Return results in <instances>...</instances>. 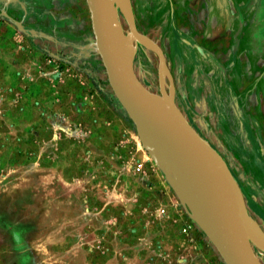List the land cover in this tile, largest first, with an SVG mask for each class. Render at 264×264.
Wrapping results in <instances>:
<instances>
[{
    "label": "rangeland",
    "instance_id": "1",
    "mask_svg": "<svg viewBox=\"0 0 264 264\" xmlns=\"http://www.w3.org/2000/svg\"><path fill=\"white\" fill-rule=\"evenodd\" d=\"M110 1L161 52L133 38L134 76L225 162L264 239V0ZM88 16L0 0V264H224L204 178L119 105Z\"/></svg>",
    "mask_w": 264,
    "mask_h": 264
},
{
    "label": "water",
    "instance_id": "2",
    "mask_svg": "<svg viewBox=\"0 0 264 264\" xmlns=\"http://www.w3.org/2000/svg\"><path fill=\"white\" fill-rule=\"evenodd\" d=\"M110 2V0H84L89 15L94 47L111 92L132 120L148 128L162 140L163 144L167 142L166 145L170 150L180 155L191 165L193 163L200 165L220 204L219 238L215 240L211 237L195 217L194 219L217 249L223 263L259 264L252 248L264 255V243H258L251 234L241 191L227 165L195 133L170 101L152 95L136 79L129 61L125 62L122 53L115 48V26ZM124 19L129 33L147 44L161 59L158 47L138 35L134 30L133 18L128 5ZM191 165L184 170L181 168V171L186 175L189 173L192 181L196 184V208L194 210L202 214V207L198 199L201 191L198 190V180L193 179L192 173L189 171ZM195 214L194 212V216Z\"/></svg>",
    "mask_w": 264,
    "mask_h": 264
},
{
    "label": "bare ground",
    "instance_id": "3",
    "mask_svg": "<svg viewBox=\"0 0 264 264\" xmlns=\"http://www.w3.org/2000/svg\"><path fill=\"white\" fill-rule=\"evenodd\" d=\"M115 2L117 3V8L118 9L122 8L121 7L122 6L121 5V3H122L121 0H116ZM110 4H111V2H110ZM111 11H114V10H111ZM113 17H114V15H113ZM116 29H118V28H116V27L114 28V44H115V48L122 53V55L124 57V61L127 62L126 60H130L131 59V55H133V52H134V47H133L134 39L136 41H138L139 39H137L136 36L132 37V35L128 34L127 32L123 33V31L119 30L120 28L118 30H116ZM172 147L175 148L173 145H172ZM193 165L196 166L199 169L198 171L200 172L201 176L204 178L205 186L204 185L203 186H204V188H206V192H207V193L205 192V195L202 194L203 198H204V196H206L205 197V202H204V205H203L204 206L203 207L204 208L203 212H204V216H205V220H206V230H207V232L209 234H213L212 237L215 240H217L219 238V236H220L219 234H220V229H221V227L219 225V216L221 214L220 204L217 201L216 195H215V193H213L214 191H213V189H211V187H210V185L208 183V180L206 179V176H205L203 170L200 168V165L196 164V163H193ZM197 178H198V176H197ZM204 191H203V193H204ZM214 195H215V197H214ZM215 199H216V201H215ZM251 234H252V236L255 238V240L258 243H260V244L264 243V239L260 235H258L257 236L258 238H257L256 236L253 235L252 230H251Z\"/></svg>",
    "mask_w": 264,
    "mask_h": 264
},
{
    "label": "built area",
    "instance_id": "4",
    "mask_svg": "<svg viewBox=\"0 0 264 264\" xmlns=\"http://www.w3.org/2000/svg\"><path fill=\"white\" fill-rule=\"evenodd\" d=\"M139 169H140V167H136L135 168L136 172H138ZM161 212H163V211H161ZM188 229H189V226H186V227L183 228V231L188 230Z\"/></svg>",
    "mask_w": 264,
    "mask_h": 264
},
{
    "label": "crops",
    "instance_id": "5",
    "mask_svg": "<svg viewBox=\"0 0 264 264\" xmlns=\"http://www.w3.org/2000/svg\"><path fill=\"white\" fill-rule=\"evenodd\" d=\"M231 173V172H230Z\"/></svg>",
    "mask_w": 264,
    "mask_h": 264
}]
</instances>
